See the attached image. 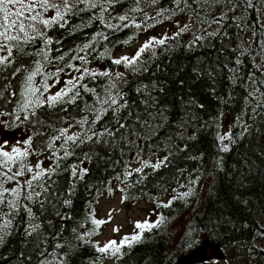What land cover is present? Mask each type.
Masks as SVG:
<instances>
[{"label":"trees","instance_id":"obj_1","mask_svg":"<svg viewBox=\"0 0 264 264\" xmlns=\"http://www.w3.org/2000/svg\"><path fill=\"white\" fill-rule=\"evenodd\" d=\"M252 3L254 7L245 9L244 0H234L233 11V3L228 0H179V4L177 0H157L155 4L152 0H139L142 11L131 12L137 7L136 0H119L107 15L112 17L109 23L120 27L105 28L92 19L99 15L93 9L69 15L63 28L53 26L47 30L53 44L49 46L50 62L44 63L42 71L52 73L62 68L61 72H71L66 80L72 79L80 73L66 67V62L79 68L83 66L81 61L69 58L86 56L89 69L122 74V79L113 76V80L122 90L128 109L121 112V122L126 124L122 131L127 139L118 138L114 146L89 142L76 148L51 178L50 187L59 194V199L52 198L55 207L49 205L41 214L33 205L47 238L43 248L51 252L54 242L70 239L72 228L81 235L92 230L90 221L93 213L98 219V200L116 182L127 203L143 200L153 205L157 214L150 223L160 220V225L146 230L131 248L125 246L119 259L104 256L99 264L107 258L113 259L114 264H177L180 255L199 247L207 238L225 253H234L237 264H264V246L259 244L264 238V0ZM125 13L130 17L123 22L128 27L115 19ZM52 14L49 12L48 16ZM183 16L191 18L187 28L180 35L177 33L181 29L170 36L163 45L153 43L141 54L135 71L123 63H111L120 58L119 50ZM133 22L142 27L135 28ZM146 37L145 42L155 38ZM194 37L203 39L196 41ZM85 43L91 45L90 49L78 52ZM40 47L43 42L38 40L26 51L34 52ZM60 56L64 59L60 60ZM34 59L40 57L25 55L16 64L34 68ZM10 71L0 72V87L12 84L15 96L5 93L8 99L0 100V112L12 111L19 99L21 77H11ZM58 76L49 78L47 83ZM42 79L39 75L35 78L37 86ZM80 83L102 94L107 80L86 78ZM65 86L62 84L58 91ZM47 95L48 92L45 99ZM95 99L81 89L76 104L38 110L43 124L33 119L31 124L21 120L13 126V118L5 117L10 128L22 127L30 132L32 150L45 155L44 168H49L55 160L50 159L42 145L48 139L50 126L68 128L69 134L79 133L76 121L84 115L91 119L90 113L82 111L84 102L91 105ZM246 114L251 117L249 121H245ZM110 118L111 112L97 122V130H102ZM34 130L44 135L36 136ZM227 134H231V141L218 139V135ZM55 143L59 146L61 141ZM222 143L228 146L227 152L221 151ZM84 153L90 159L83 160ZM58 154L62 156L63 151ZM158 154L163 155L161 166L154 168L152 157ZM144 161L147 167L143 166ZM132 163H138L143 170L133 171L125 180L123 173L134 170L130 168ZM70 165L87 169L83 180L70 176ZM70 185L74 188L71 205L65 207L60 200ZM190 190L191 194L183 197ZM165 204L169 206L163 207ZM57 212L70 219H63ZM26 219L21 210L12 233L0 244V264H18L22 254H30L32 264H36L35 237L24 234ZM80 224L84 226L79 227ZM96 231L98 234L78 243L68 253L67 264H95L101 254L91 245L96 244L101 225Z\"/></svg>","mask_w":264,"mask_h":264},{"label":"snow or ice","instance_id":"obj_2","mask_svg":"<svg viewBox=\"0 0 264 264\" xmlns=\"http://www.w3.org/2000/svg\"><path fill=\"white\" fill-rule=\"evenodd\" d=\"M119 0H0V72L11 69L9 75L16 77L20 74L21 85L19 91V99L15 101V108L10 112H0V117L11 116L12 125L16 126L17 122L25 121L31 124L35 119L37 124H43V121L38 118V110L45 107L54 108L57 104H76L77 100L81 96V89L84 93H90L95 97L93 104L84 102L82 111L91 114V119L88 115L82 116L76 121L81 131L79 133L69 134V129L65 127L53 128L50 126L48 139L43 143L42 147L49 152L50 159L55 160V164L49 168L42 167V161H38L35 166L28 162V157L31 155L33 145V136H27L23 141L25 147H12L10 151L4 150V147H0V244L5 242V239L12 233L16 217L20 214L21 210L27 217L25 223L24 234L26 237H35V251L36 264H67L65 258L68 253L74 249L78 243H83L88 237L94 234H98L96 229L106 223L104 220L94 218L92 214L91 224L94 228L81 235L77 228H72V237L68 240H63L62 236H59L61 242H54L52 251L42 247V243L47 239L42 231L41 217L33 212V205L38 206V210L41 214L47 211L49 205L55 207L52 204V198L59 199V194L55 193L50 187L53 183L51 178L55 175L60 167L61 163L69 156L75 154L74 150L87 143H92L101 146H114L117 143V139L126 140L123 129L126 128V124L121 122V112L127 111L128 105L125 101L122 90L114 82L113 76L116 79H122V74L111 73L109 71H94L89 69L86 65L88 59L86 56H73L69 60L79 59L82 67H75L71 62H66V67L73 69L80 73V75L66 80L65 87L55 92V94L47 95L46 99L44 94L49 91L48 79L54 76H58L63 70L57 68L55 72L48 73L42 71L44 63L50 62L49 46L53 44V40L46 34L48 29L53 26L65 27L67 23V17L69 15H75L78 12L85 10L97 9L99 15L92 17V19L98 20L105 28L113 29L120 27L121 25H114L108 21L112 19L109 10L112 9ZM153 4L157 0H152ZM233 3L235 10L234 0H228ZM137 7L131 8V12L142 11L138 7L139 0H136ZM179 4V0H177ZM245 9L254 7L252 0H244ZM53 13L48 16V13ZM158 12V15H161ZM116 20L122 22L123 27H128L126 22L130 17L125 14H121L115 17ZM134 23V22H133ZM134 27L139 29L141 24L134 23ZM187 28V26H185ZM185 29H181L177 35H180ZM102 35V33H97ZM211 35V34H210ZM175 38V37H173ZM168 37L163 39L152 40L145 42L131 58L128 56H122L120 58L112 59L111 63L114 65H123L126 68L131 67L135 71V65L138 63L139 58L145 50L149 49L153 43L163 45ZM202 37H194V40L200 41ZM43 42V47L37 48L34 52H28L26 49L35 44L37 41ZM91 45L85 43L77 51L82 52L90 49ZM107 51V50H105ZM243 54V53H241ZM40 57V59H34V68H28L24 65H17L16 62L23 56ZM104 53H101L103 56ZM60 60L64 57L60 56ZM239 59L236 60V64H239ZM42 76L43 79L39 86L35 83L37 76ZM103 77L107 80V83L103 85V93L97 92L96 88L89 87L87 84L80 83L86 78L96 80ZM12 84H5L0 87V100L6 101L8 96L5 93H9L15 96V91L12 90ZM253 95V94H250ZM203 107V106H201ZM111 112V118L108 124L103 125L102 130H97V122ZM34 135L43 136V133L36 132ZM218 139L223 142L225 139L231 141V134L218 135ZM61 141L59 146L55 142ZM63 151V155H59V151ZM229 150L227 145L221 146V151L227 152ZM90 159L88 153L83 154V160ZM166 159V158H165ZM143 166L147 167V161L143 162ZM160 163L152 165L154 168H159ZM70 176L74 179L83 180L87 174L86 168L78 167L77 165H70ZM143 168H136L132 171L125 170L123 177L126 178L132 175V172L140 173ZM120 179V177H117ZM74 188L69 186V191L65 194V198L60 200V204L67 207L71 205V195ZM123 191V189H121ZM111 192V189H109ZM191 194L189 192L183 193V197H187ZM168 204L163 207H168ZM58 216H62L63 219H70V217L57 212ZM163 220V217H161ZM51 221H49V226ZM160 225V220L155 223L148 221L136 222L135 228L139 230L138 233L131 236L123 237L119 243L115 240H109L100 246L98 243L92 244L95 252L101 254L97 257L95 264H99V260L104 256H111L114 259H119L122 255V249L126 246L132 247L133 243L139 242L142 239V235L146 230H151ZM80 224L79 227H83ZM119 229H113L118 231ZM60 230H57V234ZM54 240H56V234H54ZM63 253V254H62ZM18 264H32V257L30 254H22L18 259Z\"/></svg>","mask_w":264,"mask_h":264},{"label":"rangeland","instance_id":"obj_3","mask_svg":"<svg viewBox=\"0 0 264 264\" xmlns=\"http://www.w3.org/2000/svg\"><path fill=\"white\" fill-rule=\"evenodd\" d=\"M264 19V15L262 16ZM191 18L188 16H183L173 21L169 22L166 25H163L151 33L141 37L139 40L131 44L129 47L123 48L118 51L117 56H128L132 57L135 55L136 51L144 44L147 40V37H155L157 39H163L164 37H170L176 34L180 29H184L185 26L190 24ZM70 71L60 72L59 76L55 79H50L48 95L55 94L58 91L59 87L64 84L65 80L70 76ZM251 119L249 114H246L245 121ZM228 130L227 126L224 127V132ZM15 132L16 136L13 139L5 137V134L10 132ZM31 135L28 130H24L22 127L10 128L8 126L6 117H0V147H4V150L10 151L12 147H25L22 141ZM162 154H158L152 157V162L158 163L162 161ZM38 161H42V167L46 166L45 155L40 151L35 150L31 151L29 163L33 166ZM131 169L139 168L138 163H132ZM111 189V192H109ZM122 187L120 184L113 182L110 186L103 192L101 197L98 200V203L95 208L96 216L99 220H104L106 223L101 225V232L96 237L95 241L100 246H103L109 240H115L117 243L125 237L133 235L138 229L135 228L136 222H151L155 220L157 211L154 209L153 205L148 204L147 202L140 200L134 204L127 203L121 191ZM113 229H119L118 231H113ZM207 238V237H206ZM259 244L264 246V238L259 240ZM210 253V252H208ZM103 264H114V260L107 258ZM207 264H237V259L235 258L234 253H225L223 259L214 258L211 263Z\"/></svg>","mask_w":264,"mask_h":264},{"label":"water","instance_id":"obj_4","mask_svg":"<svg viewBox=\"0 0 264 264\" xmlns=\"http://www.w3.org/2000/svg\"><path fill=\"white\" fill-rule=\"evenodd\" d=\"M15 136L16 133L13 131L5 134V137L9 139H13ZM224 257L225 252L220 246L207 238L199 245V247L180 255L177 259V264H207L214 258L223 259Z\"/></svg>","mask_w":264,"mask_h":264}]
</instances>
